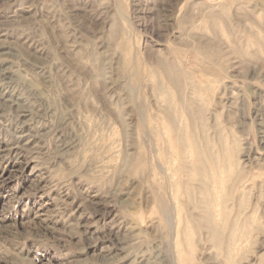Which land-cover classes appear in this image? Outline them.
<instances>
[{"label": "rangeland", "instance_id": "rangeland-1", "mask_svg": "<svg viewBox=\"0 0 264 264\" xmlns=\"http://www.w3.org/2000/svg\"><path fill=\"white\" fill-rule=\"evenodd\" d=\"M0 264H264V0H0Z\"/></svg>", "mask_w": 264, "mask_h": 264}, {"label": "bare ground", "instance_id": "bare-ground-1", "mask_svg": "<svg viewBox=\"0 0 264 264\" xmlns=\"http://www.w3.org/2000/svg\"><path fill=\"white\" fill-rule=\"evenodd\" d=\"M19 155V154H18Z\"/></svg>", "mask_w": 264, "mask_h": 264}]
</instances>
